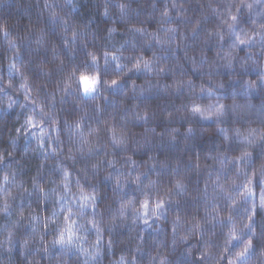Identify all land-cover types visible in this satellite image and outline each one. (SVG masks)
<instances>
[{
  "label": "clouds",
  "instance_id": "1",
  "mask_svg": "<svg viewBox=\"0 0 264 264\" xmlns=\"http://www.w3.org/2000/svg\"><path fill=\"white\" fill-rule=\"evenodd\" d=\"M0 264H264V0H0Z\"/></svg>",
  "mask_w": 264,
  "mask_h": 264
}]
</instances>
